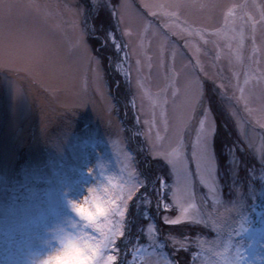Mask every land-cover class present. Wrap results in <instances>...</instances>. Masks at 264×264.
Masks as SVG:
<instances>
[{
  "label": "rangeland",
  "instance_id": "obj_1",
  "mask_svg": "<svg viewBox=\"0 0 264 264\" xmlns=\"http://www.w3.org/2000/svg\"><path fill=\"white\" fill-rule=\"evenodd\" d=\"M5 2L12 7L0 10V33L9 37L3 57L8 66L0 67V264L43 260L60 247L54 237L75 235L64 222L66 217L79 221L68 199L83 204L85 197L91 199L89 188L95 190L92 195L102 196L104 188L118 191L143 179L151 204L129 202L131 227L120 245L122 264L163 259L174 264L173 255L182 264H264V129L239 100L243 96L252 109L264 102V54L252 51L253 23L258 48L264 32L256 7L264 0H215L212 9H167L178 12L181 26L187 21L208 33L220 31L208 37L215 43L207 45L199 37L189 38L201 49L203 71L193 68L196 61L185 40L163 26L168 18L159 9L150 15L142 7L145 0H127L131 8L119 25L122 0H95V7L92 0ZM30 2L40 7H27ZM148 2L191 5L198 0ZM237 5L246 7H236L226 21L227 6ZM76 10L83 11L75 15ZM146 23L152 27L146 30ZM106 33L111 34L108 40ZM80 34L98 68L73 47ZM173 46L179 53L174 61ZM26 68L41 83L33 82ZM197 84L203 86V96L193 113ZM204 108L214 126L209 137L214 193L197 180L192 160L191 140ZM187 117L192 119L183 125ZM148 135L160 152L170 151L177 137L183 141L194 185L191 195L184 190L183 176L174 177L171 166L152 154ZM219 136L224 139L218 149L213 140ZM160 163L169 180L160 175ZM159 176L167 184L163 189ZM174 183L192 222H163L164 216L176 218L181 212L158 208V197L171 204L168 189ZM209 212L220 219L219 231L194 223L201 216L207 219ZM184 238V249L177 251L173 239Z\"/></svg>",
  "mask_w": 264,
  "mask_h": 264
},
{
  "label": "snow or ice",
  "instance_id": "obj_2",
  "mask_svg": "<svg viewBox=\"0 0 264 264\" xmlns=\"http://www.w3.org/2000/svg\"><path fill=\"white\" fill-rule=\"evenodd\" d=\"M93 6L95 7V0H92ZM198 7L200 9H212L217 7L215 0H198V2L191 5H182L180 3L165 5V4H153L145 0L142 7L148 10L150 15H157L153 11L154 8L159 9L160 13L167 17L168 19L164 23L172 35H177L185 40V47L189 48L193 52V59L196 64L193 68H200L203 71V66L200 63L199 55L201 49L197 45H193L189 38L199 37L203 44L207 45L209 43H215L208 37L219 36L220 31L214 30L210 33L206 29L200 27H193L187 21L183 22V26L180 24V16L178 12L168 11L169 8L179 9L181 7ZM255 6V5H254ZM12 7V5L7 4L5 0H0V10ZM27 7L39 8L38 4L30 2ZM67 8V6H65ZM111 7V5H109ZM228 11L225 13L226 21L233 15L236 7H246V5L240 6H227ZM260 9V24L264 25V4L259 6ZM121 10V19L117 21L119 25L123 21V14L126 10L130 9L131 6L127 3V0H122L119 5ZM71 11V9H69ZM83 10H76L75 15H79ZM115 16V13H113ZM250 19H252L250 17ZM152 26L150 24H145V29H150ZM128 32H124V35H128ZM109 33H106L105 38L108 40L110 38ZM9 39L4 33H0V67H7L8 61L3 57L6 55V41ZM241 43L243 41V33L240 34ZM167 45V40L162 42L161 51L165 50ZM73 47L80 51L82 56H84L90 65H96L98 68L99 61L91 56L89 49L82 39V34L78 35L73 43ZM172 53V59L175 60V56L179 53L175 47L169 49ZM252 51L256 53L257 51L264 54V32L261 33L260 46L257 47L256 42V25H252ZM219 59V55L217 56ZM139 63V61H138ZM162 66V65H161ZM149 67L151 65L149 64ZM28 73V76L35 83H41L37 78L36 73L30 69H23ZM169 74L167 78L171 81V69L168 70ZM195 83V81H194ZM14 84H18V80L14 81ZM261 84L264 85V75L261 76ZM43 86V85H42ZM199 88V94L193 97L191 103V110L194 113L196 103L200 102L203 96V86L197 84ZM223 89L225 86L221 84L219 86ZM22 85L15 88L17 94L21 92ZM45 91L54 93L56 90L54 88L46 87ZM239 100L245 101V111L247 112L249 118L255 122L261 129H264V102L261 103L259 108L252 109L247 106V100L243 96ZM87 102L86 100L84 101ZM239 102V101H238ZM204 116L197 120L198 127L195 129V139L191 140L192 145V160L196 165L197 180L205 188L209 190L210 193L215 192V164L212 157V153L209 147V137L214 131V126L208 120L209 110L207 108L203 109ZM192 117H187L183 125H186ZM149 124L148 121H145ZM151 130V126H150ZM148 141L150 145L153 146V155L162 157L170 166L174 177L178 175L183 176L184 190L191 195L193 190V181L191 179L190 168L188 166V160L186 158V153L183 152L184 144L180 137L174 141V146L171 147L170 151L160 152L155 148V142L152 140L151 135H148ZM159 139V136H157ZM91 174V169L89 170ZM161 189L165 188L167 184L163 180L158 182ZM141 190H143V195H141ZM171 195L169 199L171 204L166 203L161 197H158L160 201L158 203V208H164L165 211L171 208H180L181 212L176 218H171L169 216L163 217V222L166 224L177 225L186 222H192L186 219L188 214V208L184 207L181 200L177 196L179 191L177 185L174 183L170 189H168ZM90 197L84 198V203H77L75 200L68 199L67 204L69 208L79 217V221L73 220L71 217L65 218V223L75 230V235L71 233L64 234L60 237H54L57 239L61 250L63 251L62 256H57L55 258V264H122V258L120 257V245L126 243L127 234L130 231V221L127 220V210L129 209V202L137 204L138 202H144L145 206L151 204L150 199L147 198V182L145 179L143 181H137L135 183L128 184L126 186H121L118 191H110L109 188L102 189L103 195L96 196L92 195L95 191L89 188ZM137 198V199H134ZM214 203L217 202V198L214 197ZM195 224H200L203 227H211L213 231H219L220 219L217 215L209 212L207 214V219L201 216L199 219L194 221ZM85 229H91L92 233L85 231ZM59 232L63 233V228L58 229ZM153 229L149 228V235L151 236ZM184 240L173 239V247L177 248V251L183 250L185 247ZM76 241H81L84 247H81ZM44 244L48 245L47 240L43 241ZM199 243V242H198ZM178 246V247H177ZM50 247V245H49ZM162 247V245H158ZM137 251H143V249H137ZM32 264H50L49 258L46 256L43 260H34ZM131 264V262H129ZM157 264H172L171 260L163 259Z\"/></svg>",
  "mask_w": 264,
  "mask_h": 264
},
{
  "label": "trees",
  "instance_id": "obj_3",
  "mask_svg": "<svg viewBox=\"0 0 264 264\" xmlns=\"http://www.w3.org/2000/svg\"><path fill=\"white\" fill-rule=\"evenodd\" d=\"M218 122H220V121H218ZM224 138L223 137H220L219 136V138H215L214 137V145H215V147H217L218 149L220 148V146H221V144H222V140H223ZM223 160H222V162H224V155H223V158H222ZM160 165V175L161 174H163L164 176H163V178H164V180H169V175L166 173V169L164 168V167H162L161 166V163L159 164ZM159 178V180H158V182L161 180V176H159L158 177ZM143 221H144V219H142ZM164 246H166V244H164ZM168 249V248H167ZM173 259H174V264H182L180 261H178L177 260V256L175 257L174 255H173Z\"/></svg>",
  "mask_w": 264,
  "mask_h": 264
},
{
  "label": "clouds",
  "instance_id": "obj_4",
  "mask_svg": "<svg viewBox=\"0 0 264 264\" xmlns=\"http://www.w3.org/2000/svg\"><path fill=\"white\" fill-rule=\"evenodd\" d=\"M77 244H79L81 247H84V244L81 241H76ZM64 253L61 250L60 247L57 248H52L48 253H47V257L50 260V264H55V258L57 256H62Z\"/></svg>",
  "mask_w": 264,
  "mask_h": 264
}]
</instances>
